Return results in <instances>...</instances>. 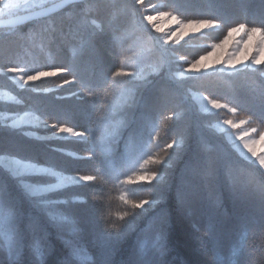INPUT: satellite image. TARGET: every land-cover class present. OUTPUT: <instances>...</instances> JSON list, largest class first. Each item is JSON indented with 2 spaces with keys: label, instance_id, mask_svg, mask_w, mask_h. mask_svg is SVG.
<instances>
[{
  "label": "trees",
  "instance_id": "16d2710c",
  "mask_svg": "<svg viewBox=\"0 0 264 264\" xmlns=\"http://www.w3.org/2000/svg\"><path fill=\"white\" fill-rule=\"evenodd\" d=\"M183 2L186 11L170 10L185 20L247 18L259 26L264 13V0ZM127 5L128 0H85L19 27L0 28V90L18 100H0V154L11 152L65 175L96 176L93 184L45 195L67 202L42 209L31 202L39 197L25 194L0 168V205L11 212L10 203L23 194L26 209L19 226L22 243L15 231L0 227V264H61L66 257L71 264H264V171L212 129L230 114L201 113L189 96L194 91L237 107L233 116L247 119L260 135L264 73L177 79L183 63L174 58H199L223 39L226 27L190 37L174 46L175 53L162 56L140 27L143 9L137 6L133 17ZM103 31L111 35L97 39L90 50L83 37ZM133 53L140 56L136 75L115 82V71ZM9 67L25 76L70 71L19 87ZM161 67L170 69L164 78L158 75ZM65 79L73 82L64 84ZM26 113L39 117L44 127L12 128L2 119ZM61 125L83 133V139L32 135L45 137ZM149 157L165 162L163 167L146 163L144 176L156 173V180L134 191L133 180L126 187ZM143 199L149 200L145 209L132 207Z\"/></svg>",
  "mask_w": 264,
  "mask_h": 264
},
{
  "label": "snow or ice",
  "instance_id": "6c2138e0",
  "mask_svg": "<svg viewBox=\"0 0 264 264\" xmlns=\"http://www.w3.org/2000/svg\"><path fill=\"white\" fill-rule=\"evenodd\" d=\"M145 0H128V10L133 17H135L139 9L144 7ZM16 7V5L7 2V0H0V11L11 10ZM102 7V5L100 6ZM176 12L186 11L187 7L183 0H166L165 4L157 6L155 8V14H146L142 16V21L140 27L144 30L145 37L151 41L153 49L159 51L161 55L164 54H173L176 49L174 47H166L171 45L180 44L181 39L187 32V30L192 29L194 31H200L201 29H220L226 27V35L223 36V39L218 43H213L211 45V51L207 55L200 56L199 59H194L191 63L187 64L184 68L186 73H200L201 71L209 73V70L213 71L218 67L223 69L227 74L238 75L241 72L248 71H258L264 73V13L261 14V17L258 21L259 26H255L252 21H249L247 18L242 20H237L235 22L228 23L224 19L219 17L216 18H199V19H181L178 15L174 14L173 10ZM174 21L175 27L172 28L169 32H164L162 26H160L157 21ZM143 21L147 22V25L150 26V29L145 27ZM155 32L157 36L152 35V32ZM242 34V39L238 42V47L235 51L230 52L226 57H218L215 61V65H209L206 63L213 55H215L217 50L226 49L227 45L232 41L234 36ZM110 36L111 33L103 31L101 33H87L83 39L88 45L89 49L95 50V41L97 39L103 38L104 36ZM258 38V39H257ZM255 43L253 44V41ZM255 49V54L251 55L249 59V53L252 49ZM119 54V53H117ZM179 61H176L178 63ZM249 64L252 68H249ZM10 73H15L21 71L15 67H9L7 69ZM70 71L67 68H56L52 71H37L35 74H29L26 77L22 76L24 84H28L32 81H38L42 77H54L58 74L65 73ZM170 69H165L161 67L159 71V77L164 78L166 72ZM135 72L118 70L115 71V77H133ZM73 80H64V84L72 83ZM262 87H264V81L261 82ZM207 100V103L212 109H223L227 108L229 112L235 114L239 111L237 107H230L225 103H221L217 99H209L207 96L204 97ZM262 110H264V103H262ZM262 122H264V116H262ZM226 124L230 125L232 128H238L241 124H247V120H240L239 124L232 120L225 121ZM52 128H57L58 125L53 123ZM60 133H65L71 131V129L59 126L58 128ZM252 132H256V129L253 128ZM27 135V134H25ZM74 135L81 136L83 133L75 132ZM135 135V133H133ZM243 139V137H239ZM260 141H264V133L260 134ZM257 141L253 140L251 143H244L243 147L250 153L252 158L258 160L259 168L264 169V155H257L256 145ZM168 149L173 148V143L167 144ZM264 151V150H262ZM174 155V154H173ZM171 159V157H169ZM154 163L157 165L164 166V161L158 157H149L145 163ZM0 168L6 169L10 173L11 177L22 186L27 193L32 197H39V199H33L31 202L40 208H48L55 206L57 204H63L67 201L65 200H53L45 198V194L53 193L58 189L66 187L64 183V178L59 176L56 171L53 170L50 166H42L39 162L28 161L25 162V158H14V154L9 152L5 154H0ZM40 177H56V183H42L39 180L33 181V178ZM139 179V178H138ZM149 182L156 180V173L142 177ZM133 180L132 177L128 178L129 183ZM96 181L95 175H86L81 174L78 177L73 178L72 186L83 187L89 184H93ZM3 191V187L0 186V192ZM2 199V198H0ZM25 197L21 195L19 202L12 201L10 207L11 212H6L2 205H0V227H9L12 231L16 232L17 242L22 243L23 235L19 231V226L22 224L24 216L26 215V209L24 208ZM127 202V201H126ZM149 204V200L143 199L139 203H134L132 207L134 209H145V205ZM123 219V217L121 218ZM38 251V250H37ZM61 264H71V259L66 257L61 261Z\"/></svg>",
  "mask_w": 264,
  "mask_h": 264
},
{
  "label": "rangeland",
  "instance_id": "374dc122",
  "mask_svg": "<svg viewBox=\"0 0 264 264\" xmlns=\"http://www.w3.org/2000/svg\"><path fill=\"white\" fill-rule=\"evenodd\" d=\"M56 1H58V0H32V1H30V0H7V2L16 5V7L12 8L11 10L0 11V19L5 15H10L11 13L16 12V10L30 11V10H34L36 8H40L49 2H56ZM27 2H29V3H27ZM160 5H161V3L157 0H145L144 7L141 8V9H143V15L155 14V8L157 6H160ZM157 23L163 27L164 32H169L172 28L175 27V22L171 21V20H168V21L161 20V21H157ZM210 30H216V29H201L198 32L194 31L192 29H189V30H187V32L185 33V35L181 39L180 44H178V45H181L184 42H187L190 37L202 34L204 32L210 31ZM158 35H160V34H158ZM241 39H242V34L238 35V36H234L232 41L227 45L226 49L217 50L215 55H213L208 61H206V63L209 65H215V61L218 57H226L230 52L235 51L236 48L238 47V42ZM138 40L139 39L135 38V40H134L135 45L141 44V41H138ZM254 43H255V40L253 41V44ZM178 45H171V46H167V47H174V46H178ZM210 51H211V47H209V51L203 55H207ZM253 54H255L254 48L249 53V59H250L251 55H253ZM139 57L140 56L135 54V53L129 54L125 58V60L123 62V67L121 70L133 72L138 60L140 59ZM196 59H199V58H196ZM174 60L179 61L180 63H183V65L181 64L182 65L181 69L179 71H177V73L175 74V78H177V79H184V78H190V77L198 76L201 74H207L203 71H201L200 73H186L184 71V68L187 66V64L191 63L192 61L187 62L185 59H177L176 57L174 58ZM186 62H187V64H185ZM249 68L250 69L252 68V66L250 64H249ZM212 72L226 73L223 69L218 68V67L214 71L212 69L209 70V73H212ZM7 73H9L11 75L10 79L17 86L24 87L25 85H27V84H24L23 80L21 79L22 76L26 77L22 73H20V72H15V73L7 72ZM42 78H44V77H42ZM123 79H124V77H114L113 80L115 82H117V81L123 82ZM29 83H31V82H29ZM117 95H119V94L115 93V96H117ZM189 96H190V99L192 100V102L197 106L198 110L201 113L211 114V113H217V112L224 111V112L230 114V116H228L227 118L214 122L211 125L212 129L218 133H222L225 136L226 140L233 145V148L237 151V153L239 154L240 157H242L243 159H245L247 161L253 162L254 164H256L259 167L258 160H255V158H252L250 153L247 152V150L243 147V145H244V143H251L253 140H255V141H257V143L255 145L257 155H264V151H262V150H264V141H260V135H256V132H252L253 128L247 126V124H241L238 128H232L230 125L225 123V121H227V120H232V121H235L236 123L239 124L240 120H247V119L234 117L233 113L229 112L227 108L212 109L210 107V105L207 103V100L204 99V97H206V96L201 94V93L192 91V92H190ZM0 100L11 102V103H17L18 102L17 98L14 95H12L6 91H3V90H0ZM116 105H117V102L115 100V97H113V100L111 102V106L114 107ZM6 118H8L7 125L12 127V128H19V127H24V126H27V127H44V123L41 121V119L39 117L33 115V114H30V113H26L23 115H5V116H2V119H6ZM75 132H77V131H74L71 129V131H69V132L60 133L59 130L57 129L45 137L40 136L38 134H33V133H32V135H33V137H39L41 139H54V138H59V137L83 139V137H84L83 135L76 136V135H74ZM239 137H243V139L241 140V139H239ZM39 138H37V139H39ZM147 167H148V165L146 163H143L142 168L138 172H136V174L131 176V177H134L133 178V181H134L133 184L135 183V185H136V186L131 187L133 191L136 190L137 188H140L141 186H143L145 182H148V180L142 179V177H145L144 174L147 171ZM262 170L264 171V169H262ZM54 171H56V170H54ZM56 172L58 173L59 176H62L64 178V183H65L66 187L71 186L73 178L79 176V175H65V174H62L58 171H56ZM53 178L55 180H54V182H51V183H56L57 178L56 177H53ZM127 180L125 181L126 187L129 186V184L127 183ZM133 184H130V185H133ZM21 188H22V186H21ZM61 189H58V190H61ZM22 190L25 192V194H27L28 196H31L23 188H22ZM45 195H47V194H45Z\"/></svg>",
  "mask_w": 264,
  "mask_h": 264
},
{
  "label": "water",
  "instance_id": "95a60500",
  "mask_svg": "<svg viewBox=\"0 0 264 264\" xmlns=\"http://www.w3.org/2000/svg\"><path fill=\"white\" fill-rule=\"evenodd\" d=\"M85 0H58L51 2L40 8L34 10L25 11L13 16L5 17L0 19V28H15L30 22L46 18L54 13H57L71 4L80 3Z\"/></svg>",
  "mask_w": 264,
  "mask_h": 264
}]
</instances>
